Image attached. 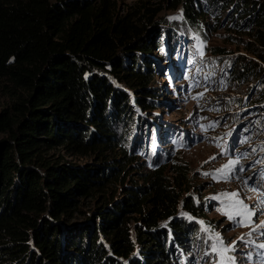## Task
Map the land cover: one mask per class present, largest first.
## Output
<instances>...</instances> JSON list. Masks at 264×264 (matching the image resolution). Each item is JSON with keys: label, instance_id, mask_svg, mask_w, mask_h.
I'll return each mask as SVG.
<instances>
[{"label": "trees", "instance_id": "16d2710c", "mask_svg": "<svg viewBox=\"0 0 264 264\" xmlns=\"http://www.w3.org/2000/svg\"><path fill=\"white\" fill-rule=\"evenodd\" d=\"M164 1L167 9L182 6L181 20L163 19L165 24L158 26L152 13L137 20L135 12L120 14L113 0H0V81L11 97L0 109V264L182 262L180 251L189 250L191 237L200 229L191 218L178 217L179 209L192 217L204 213L182 195L187 163L174 160L169 171L162 164L166 148L154 143H186V132L167 128L162 138L152 123L156 140L146 152L154 153L158 162L144 173V184H125L126 164L114 163L115 158L105 154L122 145V138L124 147L133 141L143 121L128 93L117 89L110 75L138 93L137 105L149 111L157 89L149 84L152 59L159 63L166 56L158 34L164 37L173 30L177 37L184 35L186 43L194 34L206 38L198 17L203 5L218 0ZM237 1L223 0V7L233 11L236 27L243 22L256 25L251 35L259 41L258 56L264 59V5ZM211 49L225 51L218 45ZM240 65L229 77L255 73L250 60ZM263 100L264 88L248 105ZM230 145L223 141L225 151ZM57 146L70 153L95 154L99 163L51 161L48 152ZM123 152L126 156V149ZM117 179L122 188L114 198L110 185ZM88 198L93 205L87 214L81 200ZM78 212L86 214L84 219L72 220ZM136 213L140 222L130 229L128 214ZM167 218L165 226L158 224ZM113 253L125 263L117 262Z\"/></svg>", "mask_w": 264, "mask_h": 264}, {"label": "rangeland", "instance_id": "374dc122", "mask_svg": "<svg viewBox=\"0 0 264 264\" xmlns=\"http://www.w3.org/2000/svg\"><path fill=\"white\" fill-rule=\"evenodd\" d=\"M113 1L120 14L135 12L137 20L139 17V20L141 18L144 21L152 13L151 19H156L158 26L165 24L163 19L166 22H174L183 17L181 5L175 9H167L164 0ZM251 2H261L264 5V0H251ZM223 6V0L214 2V5L209 2L203 5V14L198 18L205 29L206 38L194 34L186 43L185 36L177 37L173 30H168L164 37L161 33L158 34L156 39L162 38L161 49H166V56L161 57V62L158 61L161 65L152 59L154 73L149 84L157 89H153L155 101L151 102L152 108L149 111L137 105L134 95L138 93L115 75H110L111 82L117 89L128 93L130 104L136 108L139 115L143 116V121L139 122L140 126L137 125V133L133 135V141H129L124 147L125 140L122 138L120 139L122 145L105 150L108 158H115L114 163L126 164L125 184L146 183L147 176L144 173L151 172L155 165L157 166L158 159L154 157L155 154L150 150L146 152V148H150L156 140L152 123L160 128L161 137L166 134L167 128L171 130L180 128L181 133L185 131L187 134L186 143L180 142L171 146L170 143L162 141V144L158 140L154 143L156 148H166L167 161L162 164H166V169L169 171H172L170 164L174 160L187 163L188 180L182 195L192 198L201 206L204 213V216L192 217L187 211L179 209L178 217L186 213V218H191L199 226L200 231L191 237L189 250L180 251L182 262L177 264H184L185 258H187L186 264H213L214 261H221L223 256L234 257L235 264H264V249L258 247L264 244V227L256 228V225L264 221V207L260 210L255 208L259 201L264 199V176H262L264 100L261 103L248 105L250 100L257 98L264 88V59L258 56L261 50L259 41L251 35L255 33L256 25L250 23L246 26L243 22L236 27L230 16L233 11L230 7L225 10ZM170 17L177 18L170 19ZM166 36L169 38L166 39ZM166 40L168 44L164 43ZM190 41H193L191 47ZM214 45L222 47L225 51L212 53L211 46ZM193 54L196 57L192 59L190 56ZM155 56L157 53L151 58ZM247 60L252 62L254 74H248L240 79L229 77L234 67L242 68L240 63ZM4 88V84L0 81V109L7 106L11 100L10 94ZM200 93L203 95H198ZM224 140L231 143L229 151L223 149ZM144 141H146L145 151L142 149ZM125 149L126 156L123 152ZM48 153L51 161L67 162L72 165L90 166L99 163L100 158L95 154L70 153L62 146H57ZM237 157L239 164L235 165L236 171L230 173L229 178H222V174L216 170L228 164L229 160H236ZM241 166L244 169L242 172L239 171ZM110 188L115 189L114 198L120 196L122 186L119 179L114 181ZM231 192H238V198L256 212L250 217V223L249 218L236 217L235 220H229L224 214L231 210L225 207L228 200L221 194ZM81 201L83 202L81 209H87V214L90 213L93 201L89 198ZM218 209H223L224 212ZM85 215L78 212L71 219L81 221ZM128 215L131 217L128 225L130 229H134L139 214ZM241 219H244V224L237 223ZM168 220V218L162 219L158 224L165 226ZM137 221L140 222V219ZM205 227L218 233L225 244L234 245L235 250L223 255L213 253L210 245L215 243V240L209 238L210 232L202 230ZM250 232L251 235H248ZM240 237L243 239H239ZM130 254L133 255V252ZM113 256L119 263L126 261L114 253Z\"/></svg>", "mask_w": 264, "mask_h": 264}, {"label": "snow or ice", "instance_id": "6c2138e0", "mask_svg": "<svg viewBox=\"0 0 264 264\" xmlns=\"http://www.w3.org/2000/svg\"><path fill=\"white\" fill-rule=\"evenodd\" d=\"M177 17H170V19H176ZM198 95H203L202 93ZM239 164V157L236 158V160H229L228 164L224 165L221 169L216 170L218 173L222 174V178H229V174L236 171L235 165ZM243 167L241 166L239 168V171H243ZM205 175H211V173H204ZM262 176H264V170H262ZM214 178L215 175H214ZM251 179V178H249ZM247 181H245V184ZM255 191L256 189H252ZM222 196L226 197L228 200V203L225 205L227 209H230V212H224L223 209H218L219 211L224 212V214L227 216L229 220H235L236 217H242V218H249L250 223V217L255 215L256 212L249 208L246 204H244L243 200L239 199V193L238 192H231V193H222ZM262 207H264V199H261L259 203L255 206L256 210H260ZM182 215H187L186 213ZM203 223V222H201ZM237 223L244 224V219H241L240 221H237ZM247 226V225H245ZM264 227V221H261L259 225H256V228ZM205 232H210V239H214L215 243L211 244V251L213 253H217L218 255H223V253H229L234 251V245H227L223 241V239L219 236L218 233H215L212 229L205 227L202 229ZM255 231V228L253 229ZM248 235H251V232L248 233ZM239 239H243V237H240ZM251 242V241H250ZM259 248L264 249V244L258 245ZM213 264H235V258L232 256H223L222 260L217 262L214 261Z\"/></svg>", "mask_w": 264, "mask_h": 264}, {"label": "bare ground", "instance_id": "6f19581e", "mask_svg": "<svg viewBox=\"0 0 264 264\" xmlns=\"http://www.w3.org/2000/svg\"><path fill=\"white\" fill-rule=\"evenodd\" d=\"M162 130H164V129H162ZM165 135H166V134H164V135L162 136V138L165 137Z\"/></svg>", "mask_w": 264, "mask_h": 264}]
</instances>
